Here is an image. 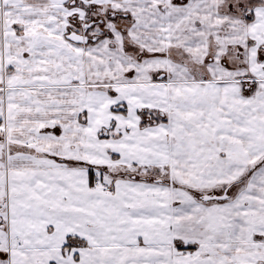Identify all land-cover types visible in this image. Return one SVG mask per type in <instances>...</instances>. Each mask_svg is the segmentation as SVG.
I'll list each match as a JSON object with an SVG mask.
<instances>
[{"label": "snow or ice", "instance_id": "snow-or-ice-1", "mask_svg": "<svg viewBox=\"0 0 264 264\" xmlns=\"http://www.w3.org/2000/svg\"><path fill=\"white\" fill-rule=\"evenodd\" d=\"M0 264H264V0H0Z\"/></svg>", "mask_w": 264, "mask_h": 264}]
</instances>
